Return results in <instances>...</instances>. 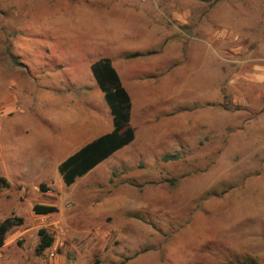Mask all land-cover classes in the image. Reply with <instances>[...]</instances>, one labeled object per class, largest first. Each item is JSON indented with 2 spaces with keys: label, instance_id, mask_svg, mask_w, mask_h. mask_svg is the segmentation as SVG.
Returning <instances> with one entry per match:
<instances>
[{
  "label": "rangeland",
  "instance_id": "1",
  "mask_svg": "<svg viewBox=\"0 0 264 264\" xmlns=\"http://www.w3.org/2000/svg\"><path fill=\"white\" fill-rule=\"evenodd\" d=\"M81 1L0 0V220L16 223L0 264H264V0H133L189 47L180 130L171 141L164 120L162 146L130 145L66 186L71 148L46 155L35 129L50 115L41 95L62 64L61 30L88 31L90 19L66 17ZM87 65L63 73L85 78ZM36 203L58 210L38 215ZM41 227L54 243L38 253Z\"/></svg>",
  "mask_w": 264,
  "mask_h": 264
},
{
  "label": "crops",
  "instance_id": "2",
  "mask_svg": "<svg viewBox=\"0 0 264 264\" xmlns=\"http://www.w3.org/2000/svg\"><path fill=\"white\" fill-rule=\"evenodd\" d=\"M132 1L82 0L68 4L67 18L79 15L82 20L90 19L87 25L94 28H86L85 34L81 27H77L74 34L68 29L61 30L62 64L47 74L46 91L41 95L45 106L51 108L50 115L46 116L43 126L35 129L36 140L42 141L46 155L71 148L70 156L114 128L105 94L92 71V75L85 72V78L71 74L69 69L63 73L67 64L75 59L82 60L91 69L93 62L110 58L130 95L129 123L135 130V138L119 149V153H124L130 145H145L151 138L159 139L162 146L164 131H167L161 127L164 120L169 125L170 140L178 134L179 118L175 117L176 110L172 107L175 99L178 102L181 79L178 64L189 47L181 46L179 38L166 33L164 27L156 23L157 14L152 5ZM136 52L142 55L130 57ZM58 79L61 84L65 81L64 85L56 87ZM218 92L216 89L215 97H219ZM207 98L211 97L207 95ZM156 108H161V112Z\"/></svg>",
  "mask_w": 264,
  "mask_h": 264
},
{
  "label": "trees",
  "instance_id": "3",
  "mask_svg": "<svg viewBox=\"0 0 264 264\" xmlns=\"http://www.w3.org/2000/svg\"><path fill=\"white\" fill-rule=\"evenodd\" d=\"M201 1L215 3L219 0ZM139 55H142V53L136 52L131 54L130 57ZM13 61L15 64H20L17 60ZM91 71L105 94L106 101L113 116L114 128L111 132L101 135L87 143L59 164L58 170L66 186L74 184L78 177L90 172L116 151L131 143L135 138V130L129 123L131 107L130 95L124 87L112 60L108 57H103L93 62ZM165 157L170 159L174 155L168 154ZM40 188L46 189L47 186L41 184ZM33 210L36 214L47 215L56 212L58 207L52 204L36 203L33 206ZM18 221L22 223L23 218H19ZM15 224L12 217L0 220V248L4 246L6 236ZM38 233L39 243L37 252L42 253L53 245L54 236L46 227H41ZM245 264L258 263L254 260H249Z\"/></svg>",
  "mask_w": 264,
  "mask_h": 264
}]
</instances>
